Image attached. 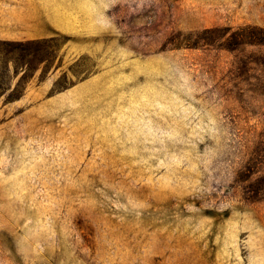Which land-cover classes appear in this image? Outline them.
<instances>
[{
  "label": "rangeland",
  "instance_id": "374dc122",
  "mask_svg": "<svg viewBox=\"0 0 264 264\" xmlns=\"http://www.w3.org/2000/svg\"><path fill=\"white\" fill-rule=\"evenodd\" d=\"M3 41L0 264H264V0H0Z\"/></svg>",
  "mask_w": 264,
  "mask_h": 264
},
{
  "label": "trees",
  "instance_id": "16d2710c",
  "mask_svg": "<svg viewBox=\"0 0 264 264\" xmlns=\"http://www.w3.org/2000/svg\"><path fill=\"white\" fill-rule=\"evenodd\" d=\"M55 40H56V37H50V38L44 39L42 41L38 40V41L31 42V43L43 42L45 44L44 49L46 52L43 54L42 57H40L39 60L48 59V58L55 56L53 51H55V49H57V47H58V43L54 42ZM261 40L262 39H254L255 42H258ZM3 42L7 43L9 45H12V47H14V49L11 50V54L7 55L6 58L1 59V57H0V66L2 63H6L7 61L8 62H11V61L16 62L20 58V56H22V55H32L31 51L26 52L24 54L22 53V55H20V53H18V51H17V48L19 45V43H17V42H14V41H3ZM0 95H2V93H0Z\"/></svg>",
  "mask_w": 264,
  "mask_h": 264
}]
</instances>
